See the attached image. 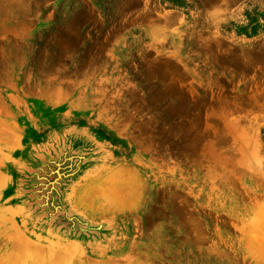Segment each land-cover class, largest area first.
I'll use <instances>...</instances> for the list:
<instances>
[{"label": "rangeland", "instance_id": "rangeland-1", "mask_svg": "<svg viewBox=\"0 0 264 264\" xmlns=\"http://www.w3.org/2000/svg\"><path fill=\"white\" fill-rule=\"evenodd\" d=\"M0 264H264V0H0Z\"/></svg>", "mask_w": 264, "mask_h": 264}]
</instances>
